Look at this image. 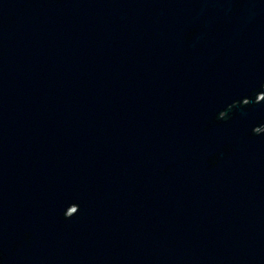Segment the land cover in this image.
I'll return each mask as SVG.
<instances>
[{
  "label": "water",
  "instance_id": "1",
  "mask_svg": "<svg viewBox=\"0 0 264 264\" xmlns=\"http://www.w3.org/2000/svg\"><path fill=\"white\" fill-rule=\"evenodd\" d=\"M0 264H264V0H0Z\"/></svg>",
  "mask_w": 264,
  "mask_h": 264
}]
</instances>
